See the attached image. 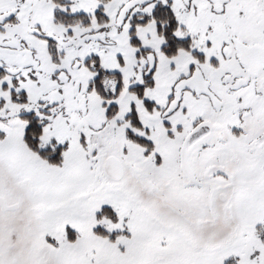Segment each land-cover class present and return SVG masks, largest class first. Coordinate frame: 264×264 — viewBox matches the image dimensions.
Instances as JSON below:
<instances>
[{
    "label": "snow or ice",
    "instance_id": "obj_1",
    "mask_svg": "<svg viewBox=\"0 0 264 264\" xmlns=\"http://www.w3.org/2000/svg\"><path fill=\"white\" fill-rule=\"evenodd\" d=\"M0 264H264V0H0Z\"/></svg>",
    "mask_w": 264,
    "mask_h": 264
}]
</instances>
